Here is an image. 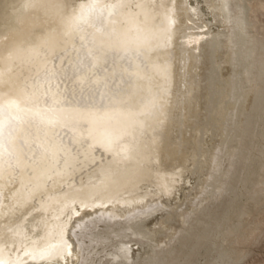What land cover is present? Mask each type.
I'll return each instance as SVG.
<instances>
[{
    "label": "bare ground",
    "instance_id": "obj_1",
    "mask_svg": "<svg viewBox=\"0 0 264 264\" xmlns=\"http://www.w3.org/2000/svg\"><path fill=\"white\" fill-rule=\"evenodd\" d=\"M206 4L0 0V264H127L108 254L137 230L130 264H170L220 214L243 153L230 123L264 103L262 77L235 100L264 0Z\"/></svg>",
    "mask_w": 264,
    "mask_h": 264
},
{
    "label": "rangeland",
    "instance_id": "obj_2",
    "mask_svg": "<svg viewBox=\"0 0 264 264\" xmlns=\"http://www.w3.org/2000/svg\"><path fill=\"white\" fill-rule=\"evenodd\" d=\"M198 2L201 5L202 14L204 16H209L210 10L207 7L206 0H198ZM241 16L240 27L242 28L235 32V35L240 37V40L242 39L241 42H244L245 40L243 37L247 33L246 29L248 30L247 25L249 26L251 22L248 19V11ZM204 19L205 20L202 22L203 25L206 22V27L204 25V27L207 28L206 31H209L210 28L212 33L221 30V27L227 28L228 26L226 22L216 24L213 19L211 20L207 17ZM208 24L209 26L207 27ZM232 26L234 27L235 25ZM243 28H245V30ZM252 32L259 34L257 30H253ZM261 38L264 41V31L261 34ZM206 42L204 40L202 43L204 49H207L208 46ZM254 48L251 46H244V49L248 51H245L239 59L240 66L235 79L237 80L242 76L241 78L243 81L245 79L244 85L247 84L245 86L242 85L240 90H238L240 93L238 91L237 93L235 92V100L238 105L241 104L244 98L243 95L246 94L245 91L253 85V81L257 84L262 78V81L264 80V77L261 76V72H263L262 74L264 75V58L261 60L262 57H264V46L261 45V47L258 48L259 51L256 47ZM256 52L262 55H259V53L257 55ZM257 56L262 57L260 58ZM260 61L262 65L260 64V67H257ZM252 63L255 65H252ZM256 67L260 75L257 73ZM245 74L248 76L246 77ZM241 90L244 92H241ZM249 114L251 118L249 117L250 122L248 125H250V127L248 125V127L246 125L241 127L236 121H234V124L233 120L229 126L230 129L238 126V132L233 134L235 135V140L239 138V140L242 141L243 153L239 161L238 177L235 178L237 180L232 179L235 180V182L233 181L231 185V190L227 196L228 200L225 199L224 202L226 203L228 201L227 204L223 205V211L221 210L220 214L218 213L216 216H211L212 219L211 217L210 219H204L201 221L200 225H197V230L190 236L184 247L179 250L182 252L180 256V252H178V256L175 255L173 258L174 263L171 262L170 264H264V103L257 105ZM252 120L253 122H251ZM215 131L216 130L211 129L210 141L214 140ZM224 146L225 143H222V150ZM228 153V151H225L224 154ZM159 215L163 216L165 214L159 213ZM159 215L157 214V216H154L158 218ZM156 217L153 219H156ZM151 224L152 222L148 225L151 226ZM135 227L137 229L138 224H135ZM89 234L90 233L87 232L86 235L89 236ZM150 240V237H147L145 233L138 230L131 234L128 233L127 235H123L114 241V245L111 247L116 250L115 252L111 251V253L108 254V258L113 261V263L124 262L130 264L133 257L138 252L143 251L145 246L146 248L148 247L147 244ZM103 247L104 246L101 245L97 246L99 249H97V252L100 251V255L105 250V247Z\"/></svg>",
    "mask_w": 264,
    "mask_h": 264
}]
</instances>
